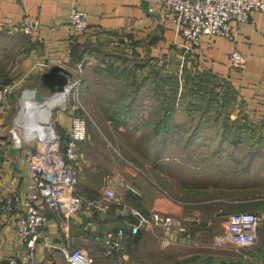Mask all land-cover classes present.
Listing matches in <instances>:
<instances>
[{
	"label": "crops",
	"instance_id": "crops-1",
	"mask_svg": "<svg viewBox=\"0 0 264 264\" xmlns=\"http://www.w3.org/2000/svg\"><path fill=\"white\" fill-rule=\"evenodd\" d=\"M149 1L147 10L144 0H0V44L3 41L5 48L15 46L12 37L22 34L18 24L23 18H34L41 22L37 35L34 37L26 35L28 39L26 46H20H23L22 50L26 52L11 80L20 82L18 88L21 83H28L30 89L37 83L41 73L48 69L43 63H49L51 66L60 63L72 71L77 63L83 60L86 71V67H92L95 64L94 58L96 60L99 56L94 52H86L80 60L74 59L72 53L74 39L82 44L88 42L105 44L108 50L121 54H133L135 49L143 54L144 49L139 42L149 41L150 35L156 34L158 29L162 28L164 40L152 44V54L156 57L163 58L164 55L168 57L171 52L169 48L178 42H183L184 39L177 33L174 24L166 22V5L157 0ZM74 4L90 15L89 29L80 36H74L69 24ZM5 37H10L12 43L9 46H6L9 41H4ZM202 40V44L192 54L197 60L195 68L210 71L232 84L239 99L234 112L237 111L239 115V110L244 108L248 117L264 120V11L253 10L250 19L237 27L233 38L217 35L210 41H207L206 37ZM108 43L113 46L120 45V51L113 50ZM235 49L245 55V63L242 67L233 66L232 53ZM1 53L0 49V55ZM85 76L83 75L84 78ZM81 86L84 94L90 87H87L84 82ZM120 86L122 88L119 89L120 95L123 97L121 103L126 110L123 114H117L120 117V125L124 129L128 127L129 131L135 132L139 129L137 134H140L142 128L151 120L152 111L158 106V101L148 90L137 94V89L127 84L125 80L120 82ZM80 87L77 89V96L80 95ZM32 94L33 91L27 95L19 117L24 115L29 106L44 104L35 102L31 97ZM15 96L11 102L8 101L7 107L0 108L2 129L0 133V161L2 162L0 166V254L3 263L10 257L24 255L28 250L15 229L17 208L9 210L5 205V197L15 189L25 195L28 193L30 174L27 156L32 151L44 148L43 143L39 146L37 143L27 142L16 155L10 154V148L15 141L10 131L15 121L12 113L17 107ZM77 96L73 103L75 108L73 106L72 109L55 107V126L58 135L63 137L64 141L68 140L71 131L72 116L77 108L75 105L82 102ZM72 100L73 98L71 103ZM241 102L243 105L240 104ZM263 120H256V122L262 123ZM15 124V130L24 136L23 139L54 138V132H32L29 122L24 120L21 123L20 118H17ZM135 127L137 128L132 129ZM95 141H98L95 136L89 135L87 141L81 146L79 158L75 161V168L79 175L77 191L85 199L86 211L74 214L69 224L62 225L57 214L50 208L44 207L49 215L46 230L48 240L37 246V264H68L65 258L66 250L63 248L68 245L87 249L92 254L93 264H264V210H259L263 214V219L258 241L249 245L230 240L220 241V237L225 233L230 214L225 215L226 219L221 222L220 228L214 229L210 223L214 222L216 214L199 204L204 201H198L197 204L193 202L196 205L192 211L187 210L188 203L181 204L177 202L179 199L174 197L153 196L148 202L151 191L147 188L146 183L149 180L144 176L145 174L131 166H126L125 171L118 172L115 176L105 174L102 165L95 162L89 155L93 148L91 143ZM147 176L150 178L149 175ZM120 181L135 188L123 187L125 208L115 210L112 208L105 213L99 210L92 211L89 201L100 198L103 191L112 185L120 187ZM153 185L151 186L154 187ZM129 191H133L137 197L133 198ZM218 199L220 205H227L221 203L224 201L223 198ZM230 205L250 207L248 211H253L257 209L258 201L231 200ZM134 209L143 213L149 212L146 214L159 209L169 214L174 212L175 214L172 213V215L176 217L190 216L191 219L185 220V230H179L177 227L173 229L155 228L159 226L144 227L140 230V239L132 243L133 236L140 232L131 233L127 225V221L137 220L130 217L134 214ZM89 218L93 224L86 227ZM120 227L126 229L125 235L119 237L121 250L108 254L109 246L105 243V236L109 231H117Z\"/></svg>",
	"mask_w": 264,
	"mask_h": 264
},
{
	"label": "rangeland",
	"instance_id": "rangeland-1",
	"mask_svg": "<svg viewBox=\"0 0 264 264\" xmlns=\"http://www.w3.org/2000/svg\"><path fill=\"white\" fill-rule=\"evenodd\" d=\"M20 32L21 35L12 37L15 46L11 48H5V43L1 41L0 85L12 81V76L16 74L25 55L26 51H23L22 47L26 46L25 43L28 41L27 36L29 35L26 36L21 30ZM4 41H9L6 46L12 43L10 37H5ZM21 45L23 46L20 47ZM108 45L113 50L120 51V45L113 46L109 43ZM101 57L103 55L96 60L94 58L95 66L93 65V68L86 67V73H83L86 76L83 77L82 82L90 87L84 94L81 86L80 95L76 96L79 101L81 99L80 104L83 106V112L87 114L85 115L89 123V135L95 136V139L98 140L91 143L93 148L89 155L95 162L102 165L105 174L115 176L118 172L125 171L126 166L136 167L149 180L148 184L146 183L148 190L151 191L150 198H147L148 202L153 196L174 197L179 199L177 202L181 204L188 203L186 208L192 211L198 201H204L199 204L216 214L214 222L210 223L214 229L221 227V222L226 219L225 215L241 210L248 211L250 208L230 205L231 200L264 201V138L263 140L261 138V134L264 136V127L257 125L256 129L255 127L249 128L245 134L247 141L236 147L227 140H223L222 136L213 135L214 128L207 122L200 129L201 134L192 133L189 136L187 125H191L193 121L187 114L186 105L179 104L175 119L181 124V132L178 131L172 137L153 133L154 126L151 124V120L142 128L140 134H137L139 133L137 127L132 128L136 129L135 132L127 130L128 127L124 129L120 125V117L117 116L121 108L123 109V103H121L123 97L119 91L121 88L120 79L112 74L108 66L110 64L103 62ZM151 67L153 68V64ZM28 86V83H21L15 93L17 107L12 112L15 121L10 127L13 136H15L17 118H20L21 123L24 120L26 122L25 113L23 116L19 117V115L27 99L25 93L29 90ZM74 99L72 104L75 103ZM57 102L55 99L53 104ZM32 107L29 106L31 109L27 108L28 114L38 112L41 108L42 110L43 108L51 109L45 103L44 105L35 104ZM237 115V111H235L233 117L235 118ZM54 116L55 107L51 127L58 134ZM256 120L261 121L263 118ZM53 130L48 133H53ZM258 130L261 133H253ZM38 138H30L32 139L31 143L36 144ZM118 188L123 195L124 202V188L121 186ZM214 198H217L218 201L211 200ZM218 198H223L224 201L221 203L227 205H220ZM119 208L123 209L124 206L121 205ZM259 210H264V207H257L253 211ZM155 228L158 229L160 226Z\"/></svg>",
	"mask_w": 264,
	"mask_h": 264
},
{
	"label": "built area",
	"instance_id": "built-area-1",
	"mask_svg": "<svg viewBox=\"0 0 264 264\" xmlns=\"http://www.w3.org/2000/svg\"><path fill=\"white\" fill-rule=\"evenodd\" d=\"M166 5V22L176 27L177 33L184 39L178 42L181 49V58L193 53L203 42L212 40L214 36L223 35L233 38L237 27L247 22L253 10L264 11V0H157ZM235 23V24H234ZM69 24L74 36L85 34L90 25L89 13L73 5L69 18ZM41 22L38 19L25 17L18 24L19 30L26 35L34 37L40 31ZM233 66L242 67L245 63V55L238 49L232 53ZM47 68L49 63H43ZM84 61H80L72 69L73 77L67 86L63 97L66 103L64 109H72L71 99L77 95V89L83 80ZM19 81H8L0 85V108L8 106L18 89ZM72 116V126L68 140L63 145L62 138L55 133L54 138H38L39 146L43 143L44 148L32 151L27 156L30 174V190L25 195L20 190H12L5 197V205L9 210H17L15 229L20 239L28 247L27 252L21 256H13L3 263L0 254V264H37V246L48 240L46 230L49 223V215L45 206L54 211L60 218L62 225L69 224L70 218L77 213L85 212L86 204L84 197L77 191L79 175L76 171L75 161L79 158L81 146L88 139L89 123L80 103H76ZM74 107V106H73ZM75 108V107H74ZM0 127V133H1ZM24 143L32 139H19ZM2 162L0 161V166ZM121 187L135 189L124 181L119 182ZM123 195L117 186H110L103 191V195L90 200L93 210L109 212L115 204H124ZM19 207V208H18ZM137 217L136 221H127L130 232L138 233L142 228L160 226L166 229L177 227L185 230V220L190 216L176 217L159 209L152 210L150 214L133 210ZM263 214L259 211H237L229 215L225 233L220 241L230 240L238 244L249 245L259 240L260 227ZM93 221L86 222V227ZM126 233L124 227L117 231H109L105 236V243L109 246L107 253L121 250V241ZM65 248V258L68 264H93L92 254L85 248ZM264 252V245H263Z\"/></svg>",
	"mask_w": 264,
	"mask_h": 264
},
{
	"label": "trees",
	"instance_id": "trees-1",
	"mask_svg": "<svg viewBox=\"0 0 264 264\" xmlns=\"http://www.w3.org/2000/svg\"><path fill=\"white\" fill-rule=\"evenodd\" d=\"M162 40H164L163 29L160 28L156 34L150 35L149 41L141 40L139 42L144 49L143 54L137 49L133 54H121L108 50L105 44H96L95 42L82 44L74 39L72 53L76 60H80L86 52H94L99 57L103 55L102 61L110 64L108 65L110 71L120 79V82L125 80L130 86L135 84L137 94L146 90L150 91L158 101V106L152 112L151 117V124L155 128V130L153 128V133L156 135L164 134L172 137L178 131L181 132V124L175 119L180 105H186L187 114L193 121L191 125H187L189 136L192 133L201 134L200 129L207 122L214 128L213 135L222 136L223 140H227L236 147L247 141L245 134L249 128L255 127L256 129L257 125L264 127L262 126L264 120L262 124L256 122L255 119L248 117L244 108L241 107L238 117L234 118L233 113L239 101L235 88L228 80H224L210 71H201L195 68L197 60L192 55L193 53L188 54L183 63L179 44H174L170 48L171 52L168 57L167 55H164L163 58L153 56L152 44ZM240 104L243 105V102ZM124 111L126 110L121 108L119 114H123ZM253 133H261V131ZM261 136L263 140L264 136L262 134ZM66 141L62 137L63 145ZM130 193L133 198L137 197L133 191ZM133 201L136 202L134 199ZM120 206L115 204L113 210ZM122 206L125 208L124 204ZM260 206L264 207V201H258V208ZM130 217L137 219L135 214H131ZM140 234L141 231L133 236L131 242L138 241Z\"/></svg>",
	"mask_w": 264,
	"mask_h": 264
},
{
	"label": "water",
	"instance_id": "water-1",
	"mask_svg": "<svg viewBox=\"0 0 264 264\" xmlns=\"http://www.w3.org/2000/svg\"><path fill=\"white\" fill-rule=\"evenodd\" d=\"M149 4V0H144V5L147 10L149 8ZM72 77L73 72L69 68L60 63L54 64L43 71L37 83L31 87V90L33 91L31 97L35 102L45 103L48 98H57L62 96L72 80ZM65 103L66 98L62 96V99L55 103L52 109H50V122H52L53 108L65 105ZM23 146L24 144L21 140H15L10 148V154L16 155V153L20 151ZM172 213L175 214L174 212Z\"/></svg>",
	"mask_w": 264,
	"mask_h": 264
},
{
	"label": "bare ground",
	"instance_id": "bare-ground-1",
	"mask_svg": "<svg viewBox=\"0 0 264 264\" xmlns=\"http://www.w3.org/2000/svg\"><path fill=\"white\" fill-rule=\"evenodd\" d=\"M32 90H28L27 93H25L26 95L31 94ZM63 96V95H62ZM62 96H59L57 98H49L45 104H47L49 107L54 106V102L55 99H57V101H59L60 99H62ZM44 105V104H42ZM63 106V105H62ZM50 109L49 110H45L42 108L38 111V112H33L31 114H28V112H25V119L26 121L29 122L30 128L32 130V132L35 133H40V132H49L52 131V122H50ZM52 120V119H51ZM16 132V137H18L19 139H23L22 135L18 132V130H15Z\"/></svg>",
	"mask_w": 264,
	"mask_h": 264
}]
</instances>
